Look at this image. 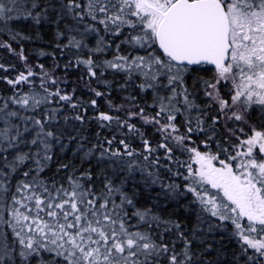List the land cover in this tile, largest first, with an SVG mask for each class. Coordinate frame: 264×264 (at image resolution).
I'll return each instance as SVG.
<instances>
[{
    "label": "snow or ice",
    "instance_id": "snow-or-ice-1",
    "mask_svg": "<svg viewBox=\"0 0 264 264\" xmlns=\"http://www.w3.org/2000/svg\"><path fill=\"white\" fill-rule=\"evenodd\" d=\"M0 264H264V0H0Z\"/></svg>",
    "mask_w": 264,
    "mask_h": 264
}]
</instances>
